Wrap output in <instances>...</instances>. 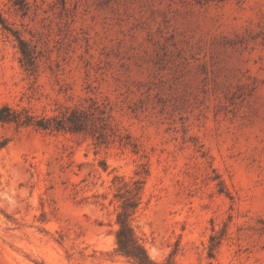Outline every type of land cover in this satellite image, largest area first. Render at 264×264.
<instances>
[{
	"label": "rangeland",
	"instance_id": "374dc122",
	"mask_svg": "<svg viewBox=\"0 0 264 264\" xmlns=\"http://www.w3.org/2000/svg\"><path fill=\"white\" fill-rule=\"evenodd\" d=\"M25 1L0 0V264H137L124 210L151 264H264V0Z\"/></svg>",
	"mask_w": 264,
	"mask_h": 264
},
{
	"label": "trees",
	"instance_id": "16d2710c",
	"mask_svg": "<svg viewBox=\"0 0 264 264\" xmlns=\"http://www.w3.org/2000/svg\"><path fill=\"white\" fill-rule=\"evenodd\" d=\"M13 6H17L20 9H24L27 6L25 0H8ZM4 19L0 14V23H3ZM0 122L2 123H16L17 125H21L22 123L18 119V114L15 113L7 106L0 107ZM29 123V122H23ZM39 127L42 129H48V126H43L39 124ZM128 213L127 210H124L121 214L118 215V223L119 229L116 232V244L117 250L116 252L120 255H123L127 258L134 260L137 264H151V260L149 259L145 249L141 246L137 239L135 238L133 231L128 224ZM211 264V263H208Z\"/></svg>",
	"mask_w": 264,
	"mask_h": 264
}]
</instances>
